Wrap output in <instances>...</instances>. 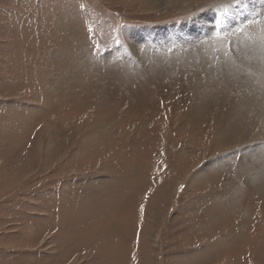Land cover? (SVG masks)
Returning <instances> with one entry per match:
<instances>
[{
  "label": "rangeland",
  "instance_id": "obj_1",
  "mask_svg": "<svg viewBox=\"0 0 264 264\" xmlns=\"http://www.w3.org/2000/svg\"><path fill=\"white\" fill-rule=\"evenodd\" d=\"M251 1L0 0V264H264Z\"/></svg>",
  "mask_w": 264,
  "mask_h": 264
},
{
  "label": "bare ground",
  "instance_id": "obj_2",
  "mask_svg": "<svg viewBox=\"0 0 264 264\" xmlns=\"http://www.w3.org/2000/svg\"><path fill=\"white\" fill-rule=\"evenodd\" d=\"M253 1V0H252ZM251 1V2H252ZM246 2H247V0H246ZM228 3V2H227ZM229 3H231V2H229ZM232 3H234L235 4V2H232ZM237 4H238V2H236ZM260 3H261V6L260 7H258L257 9L256 8H254V9H252L251 11H256V10H258V9H261V10H259V12L257 13V14H255L256 15V20H262L263 22H264V14L262 15V13H264V11H262L263 9V6H264V0H260ZM240 4V3H239ZM238 4V5H239ZM253 4V3H252ZM251 4V5H252ZM255 4V3H254ZM226 4L224 3V5H222V6H225ZM248 5V4H247ZM250 5V6H251ZM230 6H231V4H230ZM244 6H246V4L244 5ZM226 7V6H225ZM232 7V6H231ZM220 8H221V6H220ZM242 8V7H241ZM246 8V7H245ZM244 9V8H243ZM242 9V10H243ZM247 9V8H246ZM228 11H229V9H227ZM240 10V9H239ZM245 10V9H244ZM220 11V10H219ZM222 11H225V9H222ZM236 11V10H235ZM245 12V11H244ZM244 12H242V13H244ZM247 12V11H246ZM224 13H226V12H224ZM235 13H237V11L235 12ZM231 14V13H230ZM234 14V13H233ZM252 14V13H251ZM229 15V14H228ZM237 16H238V14H236ZM249 15V14H248ZM224 16V15H223ZM241 16V15H240ZM242 16H244V18H245V20L246 19H251L250 18V16H247V14L246 15H242ZM252 16H254V15H251V17ZM220 17V16H219ZM227 17H229L230 18V16H227L226 15V17L225 18H227ZM239 17V16H238ZM257 17H259L258 19H257ZM228 18V19H229ZM253 18V17H252ZM228 19H226V20H228ZM235 19V18H234ZM234 19H230V21L228 22V25H227V27L230 25V26H232L230 23L234 20ZM244 19L242 20V22L243 21H245ZM223 21H225V20H222V22ZM226 22V21H225ZM234 22H235V20H234ZM238 22H240V20L238 21ZM199 23V22H198ZM233 23V22H232ZM237 22H235V24H236ZM240 25V24H239ZM254 25V24H253ZM261 25V24H260ZM200 26H203V25H200ZM210 28H212L213 30L215 29V27H216V25L214 24V23H210V25H208ZM259 27V26H258ZM261 27V26H260ZM240 29V28H239ZM246 29V28H245ZM262 29V28H261ZM209 30H211V29H209ZM255 30V29H254ZM257 30V29H256ZM154 32H156V31H154ZM159 32V31H158ZM158 32H156V33H154L155 35H153L152 34V32H150V31H145V30H143L140 34L139 33H137V36L139 35L141 38H142V41H143V43H145V44H148V45H161L162 43H171L172 42V39L174 38V35L175 34H173V33H170V35H171V37H169V39L165 42V39H167V37H160L161 35H162V33L160 32V33H158ZM251 32V31H250ZM161 34V35H160ZM229 34H231V33H229ZM262 34H263V32H262ZM228 35V34H227ZM231 35H233V34H231ZM258 36V35H257ZM154 37H156V38H154ZM237 37V36H236ZM261 37V36H260ZM139 38V37H138ZM239 38V37H238ZM235 39V38H234ZM228 40H229V38H228ZM233 40V39H232ZM240 41H241V39H240ZM234 42H235V40H234ZM244 43V42H243ZM240 45V44H239ZM241 45H243V44H241ZM251 45V44H250ZM258 45H260V44H258ZM253 46V45H252ZM257 46V45H256ZM249 49H250V47H249ZM250 51V50H249ZM263 52L264 53V47L262 48V47H260V46H257L255 49H254V52H255V54L257 55V53L256 52ZM247 52L248 51H246V49H243V50H241V53H243L245 56L246 55H248V57L249 56H251V55H249V54H247ZM262 52H261V54H262ZM248 53H250V52H248ZM251 53H253V51L251 52ZM242 54V55H243ZM254 55V54H253ZM255 55V56H256ZM257 56H259V55H257ZM263 57V56H262ZM257 59V58H256ZM259 61V60H258ZM236 63V62H235ZM263 65H264V63H262ZM233 68V67H232ZM216 70V69H215ZM230 70H231V68H230ZM240 70V69H239ZM215 73V72H214ZM225 76V75H224ZM229 76V75H228Z\"/></svg>",
  "mask_w": 264,
  "mask_h": 264
}]
</instances>
